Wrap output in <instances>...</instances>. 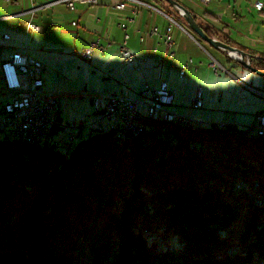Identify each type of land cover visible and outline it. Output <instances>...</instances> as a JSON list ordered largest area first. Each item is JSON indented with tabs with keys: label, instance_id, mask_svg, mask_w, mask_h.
Listing matches in <instances>:
<instances>
[{
	"label": "trees",
	"instance_id": "obj_1",
	"mask_svg": "<svg viewBox=\"0 0 264 264\" xmlns=\"http://www.w3.org/2000/svg\"><path fill=\"white\" fill-rule=\"evenodd\" d=\"M140 122L135 137L76 133L69 151L0 140V264H264V206L249 193L264 198V137Z\"/></svg>",
	"mask_w": 264,
	"mask_h": 264
},
{
	"label": "crops",
	"instance_id": "obj_2",
	"mask_svg": "<svg viewBox=\"0 0 264 264\" xmlns=\"http://www.w3.org/2000/svg\"><path fill=\"white\" fill-rule=\"evenodd\" d=\"M56 1L37 6V0H0V31L3 33L0 40V65L6 56L17 51L44 63V88L55 92L59 99L58 128L76 126V131L88 132L96 125L95 97L99 96L103 105L107 104L108 95L112 93L145 100L146 82L152 89H158L163 80L169 81V89L173 93L174 102L168 109L197 119L202 124L223 123L242 129L251 125L255 114L264 109V79L255 77L254 85L238 78L232 70L216 73L214 60L228 66L210 51L213 46L201 41L184 24L186 31L178 26L173 29L175 56L170 58L161 37L150 34L154 27H158L161 34L165 32L169 20L162 13L143 8L139 14H134L131 7L119 11L113 5L116 0L78 2L74 11L64 4L74 13L78 11V4H81L77 16L72 13L68 19L73 30H67L62 29L64 17L56 15L48 18L42 13L55 5L39 7ZM144 1L171 14L159 3ZM254 1L245 0L240 8L234 6L230 17L218 14L217 10L207 11L204 16L192 11L199 23L209 27L217 39L228 41L230 45L259 57L264 56V49L258 44L264 43V20L255 22V12L259 17H264V13L254 9ZM121 21L128 25L129 48L146 59L140 68L128 64L121 56L120 46L125 33L117 26ZM29 22L40 25L41 31L30 30ZM255 23L258 25L256 29ZM49 33H55L59 38L49 42ZM6 34H10V38H6ZM98 39L104 44L111 41L113 45L104 52L96 49L91 60L84 58L83 49ZM216 50L224 53L228 64L238 65L228 52ZM186 51L198 52L199 60L187 58ZM190 60L192 63L182 77L180 70ZM244 85L251 87H248L251 92ZM200 91L203 107L196 108L194 103ZM0 94L7 96L5 102H0L1 112L3 105L12 98V94L4 87L1 74ZM140 109L146 111L143 106ZM106 119L111 122V119Z\"/></svg>",
	"mask_w": 264,
	"mask_h": 264
},
{
	"label": "built area",
	"instance_id": "obj_3",
	"mask_svg": "<svg viewBox=\"0 0 264 264\" xmlns=\"http://www.w3.org/2000/svg\"><path fill=\"white\" fill-rule=\"evenodd\" d=\"M96 1L58 0L54 3L46 4L44 7L61 3L66 4L70 10L74 11L78 2L93 3ZM113 5L119 11H126L131 7V11L134 14H139L141 9L146 8L165 15L169 20V25L165 32L161 34L159 28L154 27L150 34L159 35L169 51V57L173 58L175 56L173 29L178 26L186 31V28L174 17L144 0H116ZM253 7L258 13H264V0H255ZM73 24L76 25L77 22H73ZM118 26L125 32L120 46L121 56L128 64L140 68L146 59L139 57L129 48L130 34L127 23L121 21L118 23ZM28 28L36 32L41 31V26L34 22H29ZM5 37L10 38V34H6ZM112 45L111 41L104 44L101 42V39L95 40L83 49L82 56L91 60L96 49L104 52L112 47ZM190 63H192V60L180 70L182 77L185 75ZM215 68V72L218 73V67L215 66ZM44 69L45 65L43 62L29 54L18 51L9 54L1 62L0 74L2 82L6 91L12 94L11 100L3 105L0 112V132H3V138L19 137L20 139L37 141L42 144L52 134L53 129L58 123L57 111L59 99L55 92L44 88L42 77ZM145 85L144 95L147 97L145 100L125 94L112 93L108 95L107 104L103 105L100 97H95L93 106L97 113L96 121L98 125L102 124L104 118H109L112 122L111 127H115L116 132H120L121 128H128L132 133L135 130H147L144 126H133V118L136 115L181 119L186 123L195 125L196 122L193 118L168 109V106L173 104L174 101L173 93L169 89V81L163 80L158 89H152L148 82ZM141 106L146 111H142L140 109ZM194 106L196 108L203 107L201 91ZM250 128H254L257 134L264 135V109L255 114ZM100 129L102 130L103 128Z\"/></svg>",
	"mask_w": 264,
	"mask_h": 264
},
{
	"label": "rangeland",
	"instance_id": "obj_4",
	"mask_svg": "<svg viewBox=\"0 0 264 264\" xmlns=\"http://www.w3.org/2000/svg\"><path fill=\"white\" fill-rule=\"evenodd\" d=\"M52 1H55V0H37L36 5L38 6L40 4H45V3H48V2H52ZM148 1H152L154 3H159V4L163 5V6H165L170 11L169 6H167L164 2H162L160 0H157V1L148 0ZM179 1L182 4H184L187 8L193 10L198 16H204L207 13V11L217 10L218 14L226 15V16H229V17L232 16V13L234 11V9H233L234 6H237V8H240V6L243 5L244 2H245V0H211L208 3H206V2H204L202 0H179ZM42 6H40V7L44 8V5H42ZM45 7H47V6H45ZM77 8H78L77 12H79L80 9H81V4H78ZM77 12L76 13L70 12L68 10V8L64 4L58 3L57 5H55L54 8L50 7L49 9L44 10L42 13L44 15H46V17H48V18L55 17L56 15L60 16L62 18L64 17L65 21H63L62 29L73 30V28L70 26V23H69L68 19L72 17V13H74L77 16ZM261 20H264V17H262V16L259 17V15L255 12V22H258V21H261ZM182 23L184 24V26L186 28L189 29L188 24L186 22L185 23L182 22ZM257 26H258L257 23H255V29H256ZM261 26H263V25H261ZM48 29H51V28L49 27ZM2 34L3 33L0 31V40H2V38H1ZM58 36L59 35H57L55 33H49L47 35V39L49 40V42H55V40L57 38H59ZM258 44L264 49V43L261 42V43H258ZM210 51L213 53V55L216 56L217 59H219L222 63H224L225 65H227L229 67L228 68V67H226L224 65H221L216 60H214L213 61L214 65L216 67H218V69H219L218 71L226 72V69L228 71L232 70V72L238 78H240L243 81L248 82L249 84L250 83H254V85L256 84L255 83V77H257L258 80H263L264 79V77L254 73L251 70L246 69V68H244V67H242L240 65H232L231 66V64H230L231 62H229V64H230L229 65L228 64V60H227L226 56L224 55V53H221V52L217 51L216 49H214L212 47L210 48ZM198 54L199 53L196 52V51H191V52L186 51V53H185V55L188 56L187 58L193 57L195 61H198L199 58H200L198 56ZM235 63H237V62H235ZM223 77H225V75ZM244 86L246 87L247 90H249V88L246 85H244ZM249 92H251V91L249 90ZM5 97L7 98V96H4L3 94H0V102H5ZM57 113H58V111H57ZM57 122L58 123H57V125L55 127H57L59 125V121H57ZM153 122H155V121H153ZM111 123L112 122H110L108 119L104 118V122L102 120V124L101 125H98V123L96 121V125L95 126L93 125L92 128H93L94 131H97L100 128H103L102 130L100 129L101 131H110ZM139 124H141L143 126V124L141 122ZM190 125H192V123H190ZM112 128L114 129V127H112ZM193 128H195V125H194ZM76 130H77L76 126L75 127H73V126L72 127H68L67 125H65L63 128L59 127V128H57L56 131H52V135L50 137H47L48 139H46L45 141H48L49 143H54L58 147V149H61L63 151H65V150L69 151L70 147L74 144L76 139L79 138V136H87L88 133H89V132L79 133ZM162 131L165 132L166 130H162ZM76 133H78V135ZM254 133H255V130L252 131V134H254ZM74 134L77 135V138L75 140H74ZM3 136H4L3 132H0V140L4 139L5 141H9V140H12V139L13 140L16 139L15 141H18L20 143L23 142V144L29 145V146H31V145L32 146L41 145L40 143L37 144V145L28 143L27 141H25L24 139H20L19 137L3 138ZM237 188L238 189H249V186H248L247 182H244L243 180H241V181H239L237 183ZM249 193L251 194L250 196L258 204L264 206V198L263 197H258V196L256 197L252 192H249Z\"/></svg>",
	"mask_w": 264,
	"mask_h": 264
},
{
	"label": "water",
	"instance_id": "obj_5",
	"mask_svg": "<svg viewBox=\"0 0 264 264\" xmlns=\"http://www.w3.org/2000/svg\"><path fill=\"white\" fill-rule=\"evenodd\" d=\"M165 1L168 2L171 6H173L175 9H177L179 11V13L185 18L189 29L193 33H195L198 37H200L201 40L207 42L209 45L213 46L216 49H221V50L228 52V54L233 59L238 61V63L240 65H242L243 67L251 70L252 72L257 73L258 75L264 77V71L252 65V61H251L252 55L251 54H248L247 52H245V51H243L237 47H234V46H232V45H230V44H228L222 40H219L213 36L208 35L207 32L205 31L204 27L199 23V21L193 15L192 10L187 8L180 1H178V0H165ZM246 86L249 87L248 85H246ZM57 118H58V116H57ZM194 120L196 122L195 126L202 124V123H199V121L197 119H194ZM212 125H217L220 129H225V130L229 128L228 125L223 124V123H217V124H212ZM251 125H249L246 128H243V129L245 131L255 130L254 128H250ZM255 133L257 134L256 130H255ZM46 139H48V138H46Z\"/></svg>",
	"mask_w": 264,
	"mask_h": 264
},
{
	"label": "bare ground",
	"instance_id": "obj_6",
	"mask_svg": "<svg viewBox=\"0 0 264 264\" xmlns=\"http://www.w3.org/2000/svg\"><path fill=\"white\" fill-rule=\"evenodd\" d=\"M145 116H148L150 119L152 120H158V119H164L166 121H170V122H177L179 124H184V125H190V123H186L184 122L183 120L181 119H165V118H161V117H153L152 115H136L134 118H133V126H142L140 123L141 119ZM114 129H116L114 127ZM144 130H135V132H130V130L128 128H121L120 129V132H118L119 135H129V136H137L139 133L143 132ZM258 136L260 137H264L263 134H258ZM13 140V139H12ZM16 140V139H15ZM20 140V139H19ZM25 140V139H24ZM22 141V140H21ZM27 141L28 143H31V144H39V142L37 141H31V140H25ZM23 143V142H22ZM26 143V142H25ZM32 146V145H31Z\"/></svg>",
	"mask_w": 264,
	"mask_h": 264
}]
</instances>
